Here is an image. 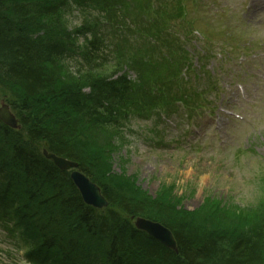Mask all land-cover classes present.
<instances>
[{"label":"trees","instance_id":"16d2710c","mask_svg":"<svg viewBox=\"0 0 264 264\" xmlns=\"http://www.w3.org/2000/svg\"><path fill=\"white\" fill-rule=\"evenodd\" d=\"M182 5V0H0V86L11 93L21 123L14 129L0 120V204L24 226L19 232L0 210V228L25 249L26 261L264 264V215L240 225L177 219L166 204L147 203L110 185L81 144L90 129L120 123L125 105L137 110L156 99L151 74L173 65L175 56L156 48L158 32L134 27L144 17L158 19L152 15L160 10L181 17ZM72 6L81 18L69 32ZM66 58L73 73L61 66ZM127 63L138 82L123 69ZM18 142L32 151L21 150ZM46 143L50 152L78 162L100 186L107 207L85 202L70 171L42 155ZM133 215L170 228L178 252L137 229Z\"/></svg>","mask_w":264,"mask_h":264},{"label":"rangeland","instance_id":"374dc122","mask_svg":"<svg viewBox=\"0 0 264 264\" xmlns=\"http://www.w3.org/2000/svg\"><path fill=\"white\" fill-rule=\"evenodd\" d=\"M190 7L191 15L179 25L188 38L190 63L197 72L200 63L207 66L218 80L204 70L195 74L201 88L220 86L210 102L211 114L170 115L162 105L142 112L141 104L139 115L134 105H125L120 123L90 129L81 144L92 152L96 171L117 189L147 203L166 204L177 219L240 225L264 215V4L199 0ZM80 18L75 6L67 10L69 32ZM226 54L229 58L222 62ZM69 64L72 60L66 58L61 66L73 73ZM123 69L138 82L129 63ZM11 99L0 86V106L11 105ZM15 244L0 230V264H27Z\"/></svg>","mask_w":264,"mask_h":264},{"label":"water","instance_id":"95a60500","mask_svg":"<svg viewBox=\"0 0 264 264\" xmlns=\"http://www.w3.org/2000/svg\"><path fill=\"white\" fill-rule=\"evenodd\" d=\"M0 119L11 127H18V119L16 118L15 114L11 111L10 106L6 103H4L0 107ZM44 154L47 156L48 159L52 160L53 163L61 169L78 167L77 162L70 160L66 157L60 156L58 154L48 152V150L46 149L44 150ZM76 171L77 172H74L71 177L75 185L80 190L86 203L96 208H102L104 206H107L108 201L105 196H103L100 187L96 183H94L87 175L82 173L81 170ZM136 225L138 228L144 230L168 248H171L178 252L175 237L172 231L166 226L162 225L159 222H155L146 218H138Z\"/></svg>","mask_w":264,"mask_h":264},{"label":"bare ground","instance_id":"6f19581e","mask_svg":"<svg viewBox=\"0 0 264 264\" xmlns=\"http://www.w3.org/2000/svg\"><path fill=\"white\" fill-rule=\"evenodd\" d=\"M17 147H20L21 148V150H25V151H32L31 150V148L30 147H27L26 149L24 148H22V146H24V144L22 143V142H18L17 143V145H16ZM25 147V146H24ZM44 148L42 149V155L45 157V158H47V156L44 154ZM54 153V152H53ZM48 159V158H47ZM50 160V159H49ZM52 161V160H51ZM78 163V162H77ZM57 166V165H56ZM58 167V166H57ZM60 170H66V171H70V177L72 176V174L74 173V172H77L76 170H78V171H80V169H79V164H78V167L77 168H68V169H61L60 167H58ZM83 173V172H82ZM85 174V173H84ZM86 175V174H85ZM71 179H72V177H71ZM0 210L5 214H7L8 216H10V217H12V223H13V226L19 231V232H22L23 231V228H24V226L23 225H20V223L15 219V213L14 212H12V211H10V212H7L8 210L4 207V205H3V203H1L0 204ZM51 235H52V233H50ZM15 246L17 247V250H19V251H22V258L25 260V258H24V256H23V254H24V251H25V249L23 248V247H21L19 244H15ZM34 257H29V260L28 261H26L27 262V264H36V263H34Z\"/></svg>","mask_w":264,"mask_h":264}]
</instances>
